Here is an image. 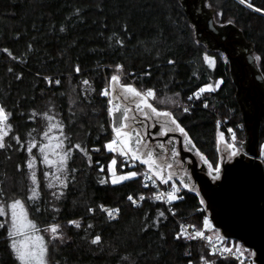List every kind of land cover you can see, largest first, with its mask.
I'll list each match as a JSON object with an SVG mask.
<instances>
[{"label":"trees","instance_id":"obj_1","mask_svg":"<svg viewBox=\"0 0 264 264\" xmlns=\"http://www.w3.org/2000/svg\"><path fill=\"white\" fill-rule=\"evenodd\" d=\"M205 1L221 21L229 20L240 30L264 78V0ZM192 27L180 0H0V106L11 113L12 126L0 148V204L19 199L25 205L29 220L40 229L35 234L47 245L45 264H242L179 235L178 222L201 229L208 218L197 191L177 185L180 198L171 203L172 216L158 200L130 203L129 196L151 191L124 156L115 155V172H136V177L113 184L108 170L114 154L105 145L113 138V127L108 98L101 93L113 75L120 74L125 84L142 92L153 90L157 107L171 105L166 107H172L174 119L211 165L219 160L217 136L221 131L226 135L224 125L236 139H244L229 65L218 51L197 42ZM205 56L214 64L206 63ZM209 85L211 91L200 92ZM57 122L63 125V136L56 129L50 135L64 141L58 151L71 148L65 170L57 173L66 187L51 176L45 178L44 173L54 169L42 163L39 153L40 145L48 143L42 137L49 123ZM258 137L259 144L264 142V116ZM32 142L37 147L29 153ZM32 156L36 200L28 199L33 185L27 162ZM50 182L55 186L49 188ZM103 207H116L115 218H107ZM10 217L7 209L0 216V264H19L10 247ZM54 224L61 226V238L44 231ZM214 230H206V235ZM97 236L99 242L92 243ZM221 239L224 248L233 242ZM233 250L230 253L254 264L251 254Z\"/></svg>","mask_w":264,"mask_h":264},{"label":"snow or ice","instance_id":"obj_2","mask_svg":"<svg viewBox=\"0 0 264 264\" xmlns=\"http://www.w3.org/2000/svg\"><path fill=\"white\" fill-rule=\"evenodd\" d=\"M241 4H246L247 0H239ZM251 7V5H248ZM256 11H262L260 9H254ZM206 63L210 66L214 64V61L205 56L204 57ZM79 72V68L76 69ZM120 71V66H117V72ZM59 83V81H57ZM85 85L88 84V81H83ZM217 86L218 83H217ZM116 91L117 100L122 101V103L116 102L113 99H109V108L108 112L110 117L113 118V133L114 138L109 143L105 145V148L110 152H118L120 156L129 157L132 160H138L140 163L146 165L147 172L151 173L152 176H155L157 179H160L162 183H167L160 174L159 170L163 166L158 159V154H155L157 158H154V153L149 150L146 152L141 151V146L147 148V144L144 142L141 133L135 127L134 122L138 119L139 114H143V119H149V114L155 117H164L166 118L165 123L168 121L171 124L176 125V128L179 129L181 133H184V129L180 128L179 124L171 117L168 112L158 111L152 104L149 103V100L154 98L155 93L153 90H147L145 92H141L131 85H122L120 77L118 75H113L109 82L108 88H106L101 94L104 96H110L113 91ZM212 86L209 85L206 88H201L200 92L203 93L205 91H211ZM199 95V93L195 94ZM191 99V97L189 98ZM148 110L147 112L145 110ZM187 110V109H185ZM35 115V113H33ZM11 113L7 112L4 107L0 106V148L5 147V138L8 137L9 133L12 131V126L9 123ZM47 120L51 121L53 117L47 116ZM56 129L63 136V125L59 122L53 124L49 123L48 130L44 132L42 139H47L48 143L40 145L39 153L42 157V163L50 168L54 169L51 173L45 172V178H49L50 176L54 178L55 181H59L60 187H66V184L63 180H61L60 176L57 173H62L65 170L67 160L70 158L71 148H68L66 151L60 153L58 150L63 149L65 147L64 141L59 137L51 136L52 131ZM185 137L187 136L184 133ZM19 143V138L14 137ZM67 139V137H65ZM223 140V136L220 137ZM52 140H56L55 144L52 143ZM190 142V141H189ZM37 147L36 142H32L27 151L32 153V149ZM75 148L84 151L80 145H75ZM231 147V145H229ZM52 155H58V159H51ZM232 155H236L235 152H232ZM116 164V160L113 159L112 165ZM36 166V156H32L27 162V167L30 170V179L32 181L33 187L29 189L31 195L28 197L30 200H36L39 198L38 192V183L36 179V172L34 171ZM167 167L171 168V164H168ZM110 171L112 170V166H109ZM103 171V169H101ZM219 171V168L216 169ZM138 175L136 172L128 173L127 175L116 176L115 172H113L112 183L117 184L124 180H128L134 178ZM145 179H151V176H145ZM101 183H104L101 180ZM54 183L50 182L48 184L49 188L54 187ZM145 187L148 185L145 184ZM178 189L175 185L172 186V191L165 193H160L155 196L156 200L164 199L166 196V202L171 203L173 200H176L180 197L176 196V192ZM62 194V193H61ZM54 195H57L54 193ZM58 198V195H57ZM128 199L136 203L132 196H129ZM141 200L144 199L143 196L140 197ZM6 209L10 210V225L8 236L11 240L10 247L16 255V259L19 264H45V257L47 253V245L43 239V237L36 235L40 229L37 227L35 223H33L28 218V214L25 211V205L21 202V200L17 199L7 206L0 204V216L6 215ZM91 211V209H89ZM114 212H118V209L108 211V215L111 218H115L113 215ZM163 215V213H161ZM70 224H73L76 227H79L78 221H70ZM205 225H207V220L204 221ZM3 224H0V227H3ZM60 225L54 224L49 226V228L44 231H48L51 233L53 239H58L60 237ZM91 227V225H89ZM187 229L182 226V230L180 232V236L185 235ZM198 237H203V233L201 231H195L191 234L190 238L195 239ZM179 238V236H178ZM100 237L97 236L92 243H98ZM209 242H211L209 240ZM225 252H231L232 249L225 248L222 249Z\"/></svg>","mask_w":264,"mask_h":264},{"label":"water","instance_id":"obj_3","mask_svg":"<svg viewBox=\"0 0 264 264\" xmlns=\"http://www.w3.org/2000/svg\"><path fill=\"white\" fill-rule=\"evenodd\" d=\"M184 4L189 8L188 3ZM199 8L202 9L201 0ZM193 12L195 10L190 13ZM213 49L214 52L217 50ZM250 55L254 56V53L250 51ZM260 76L264 80L262 74ZM145 122L151 124L158 122L162 124V132H175V125L163 126V118L154 121L149 114V119L145 120L143 114H139L134 124L142 135L144 131L139 125ZM251 125L250 137L245 135L242 141L238 139L237 146L229 147L230 144L224 138L220 139L222 161L216 179L209 177L207 170L211 174L215 173L217 168H211L208 160L194 146L189 147L191 151H184L180 144L179 149L180 152H186L190 158L188 168L195 185L186 188L198 192L212 227L220 233V237L237 241L245 249L251 250L254 264H264V163L261 162L257 115ZM239 147L243 149L240 152ZM141 151L148 150L141 146ZM193 151L202 164H198ZM232 152L236 155H232ZM135 161L144 165L138 160ZM159 162L163 165L159 173L164 176V180L168 183H184L182 170L179 173L177 167L172 165L171 168L167 167L169 163L167 164L163 158L159 159Z\"/></svg>","mask_w":264,"mask_h":264},{"label":"flooded vegetation","instance_id":"obj_4","mask_svg":"<svg viewBox=\"0 0 264 264\" xmlns=\"http://www.w3.org/2000/svg\"><path fill=\"white\" fill-rule=\"evenodd\" d=\"M180 1L188 13L195 10L191 13V21L194 22L197 31L201 32L198 33L197 38L200 37V41L208 49L214 51L213 48H216V52L226 57L224 60L228 63L231 77L236 84L235 96L243 118L244 133L250 137L255 115L258 116L259 121L264 116V80L260 76L259 64L257 65L255 57L250 55L252 46L244 40L239 29H234L231 25L225 27L215 25L213 18L199 8L200 0ZM185 2L188 3L189 8L184 4ZM139 127L144 131L141 136L148 146L147 150L153 151L154 158H157L155 154H158V159L163 158L166 163L177 167V172L180 173L182 170L183 182L193 186L194 182L188 168L190 158L186 152H180L179 145H182L184 151H191L189 147L194 145L178 133L162 132V124L158 122L141 123ZM192 153L196 157L195 151ZM196 160L199 165L202 164L197 157ZM207 174L212 179L218 178L219 175L214 172L209 174L208 170Z\"/></svg>","mask_w":264,"mask_h":264},{"label":"rangeland","instance_id":"obj_5","mask_svg":"<svg viewBox=\"0 0 264 264\" xmlns=\"http://www.w3.org/2000/svg\"><path fill=\"white\" fill-rule=\"evenodd\" d=\"M202 1V9H203V12H206V14H207V16H210V17H212L213 18V20H214V23H215V25H223L224 27L226 26V25H231V26H233V28L234 29H237L236 28V26H234V24L231 22V21H229V20H227V21H224V22H221V19L216 15V13H215V11H214V9L213 8H211L210 6H209V4L208 3H206L207 1H205V0H201ZM183 5V4H182ZM187 11V10H186ZM187 14H188V16H189V19H190V21L192 20V16H191V13H188V11H187ZM192 22V28L194 29L193 31H194V37H195V39L197 40V42H199V43H202L201 41H200V37H198L197 38V35H198V33H201V32H199V31H197V29H196V27H195V25H194V22L193 21H191ZM203 45H204V43H203ZM204 47H206L205 45H204ZM207 48V47H206ZM251 52L252 53H254V50H252L251 49ZM220 55H221V57H222V59H226V57L223 55V54H221L220 53ZM254 57H255V60H256V63H257V65H258V57L254 54ZM119 74V73H118ZM120 75V74H119ZM118 75V76H119ZM119 77H121V75L119 76ZM120 80H121V78H120ZM121 83H123V85H131L132 87H134L132 84H125L122 80H121ZM109 86V85H108ZM207 86H205L204 88H206ZM135 88V87H134ZM135 89H137V88H135ZM138 90V89H137ZM140 91V90H139ZM142 92V91H141ZM107 98H108V105H109V99H113L114 101H116V102H119V103H122V101H120V100H117V96H116V91H115V89H114V91H113V93L110 95V96H107ZM162 102H164V103H175V100L174 101H170V100H162ZM149 103L150 104H152V106L153 107H155L158 111H161V112H168L170 115H171V117L174 119V117H173V115H172V113L170 112L172 109V107L170 108H167L166 106H171V105H166V104H162V105H165V108L164 107H157V105L156 104H154L153 103V99H150L149 100ZM153 117V119H154V121H156V120H158V119H161V118H163V126H170V125H174V124H171V122L170 121H168L167 123H165V120H166V118H164V117H155V116H152ZM176 121V120H175ZM111 122L113 123V118L111 117ZM177 122V121H176ZM178 124V123H177ZM181 128V127H180ZM241 128L243 129V131H244V125H243V127L241 126ZM175 133H178L179 135H181V137L183 138V139H185V140H187L188 142L190 141V139L188 138V136H186L185 137V135H184V133H181L180 131H179V129L178 128H176V125H175ZM219 134L221 135V136H223V138H224V140H226L230 145H232V146H235L234 144H232V142L229 140V137H228V135H227V137H226V135H225V133H224V131H221V132H219ZM219 134H218V136H217V149H218V153H219V160H218V163H217V165H211V163H210V165H211V168H219L220 169V163H221V161H222V155H221V146H220V137H219ZM245 134V133H244ZM114 133H113V138H114ZM113 138L112 139H110L108 142H106V144L107 143H109L111 140H113ZM242 141V140H241ZM190 143H191V141H190ZM192 144V143H191ZM113 154H114V156H113V158L110 160V162H109V165H108V170H109V173H110V179H111V181H112V179H113V172H115L116 171V167H115V165H112V161H113V159H115L116 160V156L115 155H119L118 154V152H112ZM261 159L262 160H264V142H262L261 143ZM112 166V170L110 171V169H109V166ZM145 166V165H144ZM128 173H131V171H129V172H124V173H119V172H115V175L116 176H122V175H127ZM215 173H218L217 171L215 172ZM160 174V176L162 177V178H164V176L161 174V173H159ZM173 184V183H172ZM176 185H180V186H183V187H191V184H186V183H176ZM173 186V185H172ZM209 226H210V229L212 228V225H211V223L209 224ZM215 229V228H214ZM215 231V232H214ZM213 232L211 231V232H208V236H209V238H211V239H215L220 245H222V247L224 248V244H225V242L224 241H222V237H220L221 235H220V233L215 229ZM232 241V240H231ZM226 248V247H225ZM224 248V249H225ZM228 248H230V249H234L233 251L234 252H237V253H239V254H241L242 256H247V254L248 255H253V253H252V251L251 250H248V249H245L239 242H237V241H233V242H231V243H229V247ZM245 250H247V251H245Z\"/></svg>","mask_w":264,"mask_h":264},{"label":"built area","instance_id":"obj_6","mask_svg":"<svg viewBox=\"0 0 264 264\" xmlns=\"http://www.w3.org/2000/svg\"><path fill=\"white\" fill-rule=\"evenodd\" d=\"M224 129H225L226 134L229 137V140L232 142V144L237 146L236 145V141L238 139L235 138L234 133L228 127H226L225 125H224ZM242 150L243 149L239 147V152L242 151ZM124 160L128 163L129 167H136V168H138L140 170V172H141V181H142V184H143L142 186L147 184L148 186L147 187L144 186V188L149 189L151 191V193L149 195H146V196L140 195L138 198H133L136 201L135 204H133V202L130 201V203L133 206L139 205L144 200H156L155 196L159 195L160 193H165L166 194L167 192L172 191V186L163 185L160 179H157L155 176H152L151 173L147 172V167L146 166L140 165L135 160H132L129 157H124ZM261 162L264 163V160L261 159ZM145 176H151V179H145ZM175 187L178 189V191L176 192V196L178 197L179 193H180V187H178L177 185H175ZM141 196L144 197L143 200L140 199ZM158 201H161L170 210L171 209L170 208L171 207V203L173 201H175V200H173L171 203H168V202H166V196H165L164 199H161V200H158ZM115 209H117V208L116 207L115 208L103 207L102 211L106 214L107 218L111 219V217H109V215H108V211H112V210H115ZM170 213H171L172 216L174 215V211L170 210ZM113 215L115 216L116 212H114ZM205 220H207L208 223H207V225H205V223L203 222L202 223L203 227L201 229H192L189 226H187V224L185 225L184 223H180V222H178V224H179L180 230H182V226L187 229V232L185 233L186 237L187 236L190 237L191 234L193 232H195V231H201L203 233V237H198V238H195V239H197V240L203 242L204 244L208 245L210 247V249L212 250V252L216 256L221 257V258H233V259L238 260L242 264H250L249 262H246V261L242 260V258H240L239 256H237L234 253L222 251V249H224L222 247V245H220L215 239H211V238H209L208 235H206V230L210 229V226H209L210 221H209L208 218H206ZM209 240L211 242H209Z\"/></svg>","mask_w":264,"mask_h":264},{"label":"crops","instance_id":"obj_7","mask_svg":"<svg viewBox=\"0 0 264 264\" xmlns=\"http://www.w3.org/2000/svg\"><path fill=\"white\" fill-rule=\"evenodd\" d=\"M192 143V142H191ZM172 184V183H171ZM172 185H176V183H173Z\"/></svg>","mask_w":264,"mask_h":264}]
</instances>
